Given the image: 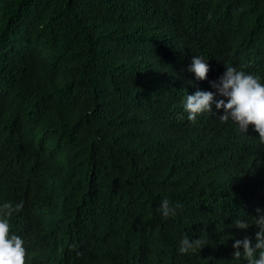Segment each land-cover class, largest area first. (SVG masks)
<instances>
[{"label": "trees", "instance_id": "obj_1", "mask_svg": "<svg viewBox=\"0 0 264 264\" xmlns=\"http://www.w3.org/2000/svg\"><path fill=\"white\" fill-rule=\"evenodd\" d=\"M229 65L264 77V0H0V205L23 203L26 264H246L256 228L232 221L264 209V142L183 113ZM183 234L207 245L180 255Z\"/></svg>", "mask_w": 264, "mask_h": 264}, {"label": "clouds", "instance_id": "obj_2", "mask_svg": "<svg viewBox=\"0 0 264 264\" xmlns=\"http://www.w3.org/2000/svg\"><path fill=\"white\" fill-rule=\"evenodd\" d=\"M210 70L209 59L203 55H193L188 71L194 73L197 80L207 79ZM264 77L259 74L245 72L235 66L224 67L223 73L215 80H209L212 90L197 88L192 94H185L183 113L187 120L196 122L199 115H216L222 110L219 120L221 123L234 122L238 129L245 133L249 125L258 133L261 142H264ZM183 114L179 119L183 120ZM183 208L180 202H171L168 198L160 201L158 211L162 218L177 215ZM23 209V203L5 202L0 205V264H26L27 249L24 239L11 232L10 220L15 213ZM257 215L250 223L247 219L236 218L232 227L238 230H247L255 225L254 236L244 235L232 243L233 257L243 259L246 264H264V209L257 208ZM206 244L200 237L192 238L183 234L177 244L176 251L180 255H190L202 249Z\"/></svg>", "mask_w": 264, "mask_h": 264}]
</instances>
